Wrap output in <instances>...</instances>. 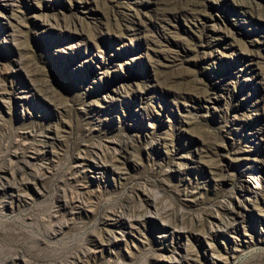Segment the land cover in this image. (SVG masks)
Wrapping results in <instances>:
<instances>
[{
    "label": "rangeland",
    "instance_id": "1",
    "mask_svg": "<svg viewBox=\"0 0 264 264\" xmlns=\"http://www.w3.org/2000/svg\"><path fill=\"white\" fill-rule=\"evenodd\" d=\"M0 264H264V0H0Z\"/></svg>",
    "mask_w": 264,
    "mask_h": 264
}]
</instances>
